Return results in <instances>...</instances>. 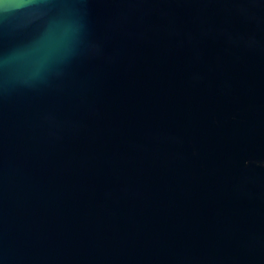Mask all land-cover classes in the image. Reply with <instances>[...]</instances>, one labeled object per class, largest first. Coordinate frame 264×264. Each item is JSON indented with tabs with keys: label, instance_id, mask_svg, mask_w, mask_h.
<instances>
[{
	"label": "water",
	"instance_id": "95a60500",
	"mask_svg": "<svg viewBox=\"0 0 264 264\" xmlns=\"http://www.w3.org/2000/svg\"><path fill=\"white\" fill-rule=\"evenodd\" d=\"M0 264H264V0H0Z\"/></svg>",
	"mask_w": 264,
	"mask_h": 264
}]
</instances>
